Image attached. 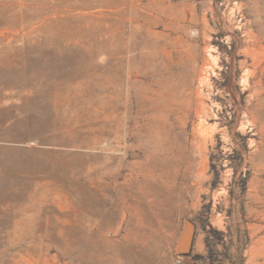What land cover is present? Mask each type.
Listing matches in <instances>:
<instances>
[{
	"label": "rangeland",
	"instance_id": "374dc122",
	"mask_svg": "<svg viewBox=\"0 0 264 264\" xmlns=\"http://www.w3.org/2000/svg\"><path fill=\"white\" fill-rule=\"evenodd\" d=\"M263 60L264 0H0V264H264Z\"/></svg>",
	"mask_w": 264,
	"mask_h": 264
},
{
	"label": "bare ground",
	"instance_id": "6f19581e",
	"mask_svg": "<svg viewBox=\"0 0 264 264\" xmlns=\"http://www.w3.org/2000/svg\"><path fill=\"white\" fill-rule=\"evenodd\" d=\"M252 37V36H251ZM258 45V43H257ZM256 45V46H257ZM255 46V47H256ZM260 46V45H259ZM252 47V46H251ZM253 48V47H252ZM261 48V46H260ZM258 51V50H257ZM157 55H156V66H159L160 63L158 62V59H157ZM214 59V57H213ZM264 61V60H263ZM210 62V55L205 57L204 60H203V63L199 66V68L197 69L196 68H193L192 69V72H193V75L194 77L196 78V83H195V86H194V89H192V85H188V87H190L191 91H189V94L190 93H194V98H195V104H196V113H197V116L199 118V121H200V125H203L205 124V122L207 121V117H208V107H207V103H206V100H205V94L203 93V87H204V84L207 83V66ZM213 62V60H212ZM210 66V65H209ZM208 68H211L209 67ZM264 66V65H263ZM209 71V70H208ZM248 71V70H247ZM246 72V71H245ZM247 73V72H246ZM247 75V74H246ZM189 79V78H187ZM189 84V82H188ZM251 92V91H250ZM253 93H255V91L253 90ZM257 94V93H256ZM208 96V95H206ZM255 96V95H254ZM252 98V97H251ZM259 109V108H258ZM210 115V114H209ZM211 126V125H210ZM200 130V129H199ZM263 141V140H262ZM183 163V162H182Z\"/></svg>",
	"mask_w": 264,
	"mask_h": 264
},
{
	"label": "water",
	"instance_id": "95a60500",
	"mask_svg": "<svg viewBox=\"0 0 264 264\" xmlns=\"http://www.w3.org/2000/svg\"><path fill=\"white\" fill-rule=\"evenodd\" d=\"M195 233V222L191 219H187L179 240V254L186 255L191 251L195 238Z\"/></svg>",
	"mask_w": 264,
	"mask_h": 264
},
{
	"label": "built area",
	"instance_id": "2783aa9c",
	"mask_svg": "<svg viewBox=\"0 0 264 264\" xmlns=\"http://www.w3.org/2000/svg\"><path fill=\"white\" fill-rule=\"evenodd\" d=\"M173 264H185L184 255L178 254L176 258L174 259Z\"/></svg>",
	"mask_w": 264,
	"mask_h": 264
},
{
	"label": "trees",
	"instance_id": "16d2710c",
	"mask_svg": "<svg viewBox=\"0 0 264 264\" xmlns=\"http://www.w3.org/2000/svg\"><path fill=\"white\" fill-rule=\"evenodd\" d=\"M187 255H190V254H187Z\"/></svg>",
	"mask_w": 264,
	"mask_h": 264
}]
</instances>
